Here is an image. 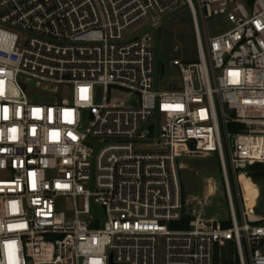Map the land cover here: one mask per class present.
<instances>
[{
  "label": "built area",
  "instance_id": "2783aa9c",
  "mask_svg": "<svg viewBox=\"0 0 264 264\" xmlns=\"http://www.w3.org/2000/svg\"><path fill=\"white\" fill-rule=\"evenodd\" d=\"M183 5L197 61L160 78L150 30ZM249 5L0 0V264H216L227 242L264 264V217L230 180L264 164V0ZM219 14L233 26L211 37ZM206 157L224 220L186 203L185 162Z\"/></svg>",
  "mask_w": 264,
  "mask_h": 264
},
{
  "label": "rangeland",
  "instance_id": "374dc122",
  "mask_svg": "<svg viewBox=\"0 0 264 264\" xmlns=\"http://www.w3.org/2000/svg\"><path fill=\"white\" fill-rule=\"evenodd\" d=\"M249 1L242 0V2L248 5ZM249 6L251 7V4ZM199 22L202 38L205 42V31L200 16ZM206 26L208 35L212 37L226 32L233 24L225 14H219L208 18ZM150 35L157 55V70L159 73L161 71L160 78L167 73L172 57H179L185 63L197 61L196 34L192 14L187 5H183L166 18L160 29L150 30ZM176 46H179L180 50H176ZM165 84L166 79L160 84V88H163ZM249 170L250 167L246 169L247 172ZM252 174L253 172L250 171L246 179L249 181L248 183L256 202L255 213L257 216L264 217V179H254ZM0 177H3V174L0 173ZM181 177L184 193L200 201V206L204 207L208 216L223 220L227 219L229 214L227 191L219 162L215 157L187 160L182 169ZM230 180L234 191L240 187V183L242 184L237 177H232L231 173ZM211 188L212 191L210 193ZM57 202L58 206L64 209H68L73 205V200L70 198H59ZM237 202L240 205L241 200L237 198ZM254 204L251 203V205ZM219 253L220 258L237 259L236 248L233 242L222 244ZM161 255L162 249H160V260Z\"/></svg>",
  "mask_w": 264,
  "mask_h": 264
},
{
  "label": "trees",
  "instance_id": "16d2710c",
  "mask_svg": "<svg viewBox=\"0 0 264 264\" xmlns=\"http://www.w3.org/2000/svg\"><path fill=\"white\" fill-rule=\"evenodd\" d=\"M250 171L253 172L252 177L254 179H264V164L256 163L254 165H251L248 173ZM188 221H189V217H186V218H184V220L180 224L173 225V227L178 228V229H186V228H188ZM223 225H224V227L231 226V222L230 221H224ZM219 255H220V253L218 250L217 254H216V264H235V263L238 264L237 259H235V260L227 259L226 257L220 258Z\"/></svg>",
  "mask_w": 264,
  "mask_h": 264
},
{
  "label": "bare ground",
  "instance_id": "6f19581e",
  "mask_svg": "<svg viewBox=\"0 0 264 264\" xmlns=\"http://www.w3.org/2000/svg\"><path fill=\"white\" fill-rule=\"evenodd\" d=\"M242 178V179H241ZM241 182H242V189H243V192H244V195H245V198L249 204V207L250 206H253L251 205V203H255V200L253 198V195H252V190H251V187L248 183V180L245 178V176L242 174L241 177ZM212 191V188L210 190V193Z\"/></svg>",
  "mask_w": 264,
  "mask_h": 264
},
{
  "label": "water",
  "instance_id": "95a60500",
  "mask_svg": "<svg viewBox=\"0 0 264 264\" xmlns=\"http://www.w3.org/2000/svg\"><path fill=\"white\" fill-rule=\"evenodd\" d=\"M186 203L188 206H191L193 203V198L191 196H187ZM111 261H112V257H111Z\"/></svg>",
  "mask_w": 264,
  "mask_h": 264
},
{
  "label": "crops",
  "instance_id": "0c3cea01",
  "mask_svg": "<svg viewBox=\"0 0 264 264\" xmlns=\"http://www.w3.org/2000/svg\"><path fill=\"white\" fill-rule=\"evenodd\" d=\"M246 178V177H245ZM249 182V181H248Z\"/></svg>",
  "mask_w": 264,
  "mask_h": 264
}]
</instances>
